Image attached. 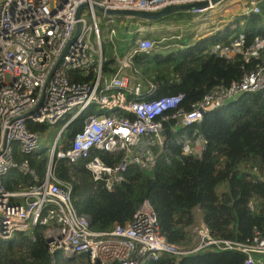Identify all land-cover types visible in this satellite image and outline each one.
Segmentation results:
<instances>
[{
	"label": "built area",
	"instance_id": "obj_1",
	"mask_svg": "<svg viewBox=\"0 0 264 264\" xmlns=\"http://www.w3.org/2000/svg\"><path fill=\"white\" fill-rule=\"evenodd\" d=\"M262 1L0 0V240L9 241L17 233L33 240L34 228L41 227L50 253L60 251L64 258L83 254L88 264H145L165 253L180 256L204 250L240 252L245 256L242 264H264V231L254 229L246 242L217 239L200 216L189 228L191 242L177 245L162 234L148 199L139 203L129 221L96 233L90 229L89 217L73 203L72 183L54 175L57 160L83 159L93 180L111 191L130 168L151 171L161 155L169 161V144L179 145L182 155L200 159L207 140L198 126L206 113L236 101L245 92L264 89V36H255L246 44L243 32L226 35L222 23L214 27L206 20L214 11L232 5L229 22L237 16L258 14ZM186 4L193 5L188 10L196 14V38L186 43L181 41L182 28L164 30L157 38L142 32L137 15L111 13L157 12ZM96 11L108 22L115 14L133 21L108 27L104 39L108 50L102 45ZM115 37L129 41L122 55ZM204 38L218 39L207 45L214 57L239 58L243 74L228 86L208 91L189 109L181 105L184 93L158 95L159 82L144 77L135 65L137 56L183 50ZM106 51L111 53L108 60L104 59ZM250 63L255 65L248 69ZM91 104L96 112L88 114L80 130L68 137L67 125ZM62 122L43 177L36 175L28 159H14L15 144L23 154H34L44 145L43 133L32 131L30 124ZM92 151L110 155L109 162ZM15 169L31 182L11 190L4 181ZM247 205L251 211L258 209L254 198Z\"/></svg>",
	"mask_w": 264,
	"mask_h": 264
},
{
	"label": "trees",
	"instance_id": "obj_2",
	"mask_svg": "<svg viewBox=\"0 0 264 264\" xmlns=\"http://www.w3.org/2000/svg\"><path fill=\"white\" fill-rule=\"evenodd\" d=\"M247 16L242 28L234 33L227 31L226 35L243 32L246 44L255 36H264V0L260 13ZM216 40L204 38L183 50L172 48L137 56L134 62L144 77L159 82L158 95L184 93L181 105L189 109L208 91L228 86L243 74L239 58L231 61L208 52L207 45ZM164 52L167 53L163 56ZM171 76L178 80L169 82ZM94 112L95 105L91 104L67 125V136L79 131L84 118ZM198 127L207 140L200 159L182 155L179 145L169 144V161L161 155L151 171L130 168L125 179L111 191L93 180L83 159L57 160L54 175L72 183L73 203L79 213L89 217L90 229L96 233L108 232L114 224L129 221L139 203L148 199L162 234L171 243L184 246L191 242L189 228L195 223L196 208H200L212 236L246 242L254 229L264 231V89L245 92L236 101L206 113ZM29 128L43 133L47 124H30ZM91 154L109 162L108 154L99 151ZM25 158L36 175L43 177L46 151L23 154L15 144L14 159ZM4 182L12 190L31 179L15 169ZM251 198L258 201L256 211L247 205ZM33 235V240L23 233H17L9 241L0 240V264H88L83 254L67 259L60 251L50 253L41 227H35ZM244 258L240 252L204 250L180 256L165 253L145 264H242Z\"/></svg>",
	"mask_w": 264,
	"mask_h": 264
},
{
	"label": "rangeland",
	"instance_id": "obj_3",
	"mask_svg": "<svg viewBox=\"0 0 264 264\" xmlns=\"http://www.w3.org/2000/svg\"><path fill=\"white\" fill-rule=\"evenodd\" d=\"M233 8H235V6L232 5L230 7L224 8L221 11H214L212 16L208 17L206 21L208 22V24L214 27L222 23L221 26L224 32L228 31L229 33H234L238 28L243 27V24L248 20V16L247 17L237 16V17L232 18V19H235V18L237 19L233 20L232 22H229L228 19H231V17L233 16V10H232ZM188 9L170 10L163 17L158 18V19L147 20L146 18L138 16L136 19V22H139L138 24L141 26L142 32L146 34L149 33L153 36L156 35L157 38L160 34L164 32V30H167L169 32L170 29L182 28L184 29L185 34L181 41L186 43L192 40L193 38H196V36H194L195 31H193V27L195 25L194 18L196 14L191 13ZM96 17L99 21V24L102 30V34H101L102 35V45L105 50H108L109 48L107 43L104 41V39L106 38L105 31L108 29V27L109 26L116 27L120 24V21H124L122 26L130 25L133 22L132 20L125 21L121 18V16H117L116 14L113 16V20L111 22H108L104 18H102L101 13L98 11H96ZM197 36H201V34L198 33ZM114 44L117 47V52L120 55H122L125 53L129 45V41L125 40L124 42H121L118 38L115 37ZM166 53L167 52H164L163 56ZM110 57H111V53H109V51H106L104 55V59L108 60L110 59ZM108 64L111 67H114V63L111 62V60L108 61ZM61 128H62L61 123H57L55 125H47V129L45 130V132H43V142H44L43 144L44 145L42 146V148L34 152L35 154L41 150H45L47 153V163L50 157L51 148L53 146L55 139L59 136V132ZM194 214H195V221L199 220L201 216L200 208L194 209ZM65 257L69 258V256H65ZM262 260L264 259L262 258Z\"/></svg>",
	"mask_w": 264,
	"mask_h": 264
},
{
	"label": "water",
	"instance_id": "obj_4",
	"mask_svg": "<svg viewBox=\"0 0 264 264\" xmlns=\"http://www.w3.org/2000/svg\"><path fill=\"white\" fill-rule=\"evenodd\" d=\"M193 5H190V4H186V5H176V6H173L172 8H165V9H162V10H159L157 12H143V11H132V12H129V11H111V13H116V14H135L139 17H143V18H146V19H158V18H161L163 17L166 13H168L170 10H180V9H188L190 7H192ZM78 30V27L76 29V31ZM67 258V257H66ZM71 258V257H69ZM68 259V258H67Z\"/></svg>",
	"mask_w": 264,
	"mask_h": 264
},
{
	"label": "bare ground",
	"instance_id": "obj_5",
	"mask_svg": "<svg viewBox=\"0 0 264 264\" xmlns=\"http://www.w3.org/2000/svg\"><path fill=\"white\" fill-rule=\"evenodd\" d=\"M199 40H201V39H199Z\"/></svg>",
	"mask_w": 264,
	"mask_h": 264
}]
</instances>
